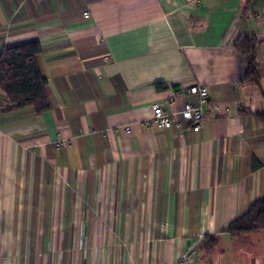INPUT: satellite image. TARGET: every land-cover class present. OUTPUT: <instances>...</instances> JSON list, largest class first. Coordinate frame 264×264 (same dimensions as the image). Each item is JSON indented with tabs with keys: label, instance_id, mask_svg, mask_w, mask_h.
<instances>
[{
	"label": "crops",
	"instance_id": "crops-1",
	"mask_svg": "<svg viewBox=\"0 0 264 264\" xmlns=\"http://www.w3.org/2000/svg\"><path fill=\"white\" fill-rule=\"evenodd\" d=\"M31 41L50 108L0 88V264H264V229L225 231L264 197V0H0V55ZM191 84L202 130L151 128Z\"/></svg>",
	"mask_w": 264,
	"mask_h": 264
},
{
	"label": "trees",
	"instance_id": "trees-1",
	"mask_svg": "<svg viewBox=\"0 0 264 264\" xmlns=\"http://www.w3.org/2000/svg\"><path fill=\"white\" fill-rule=\"evenodd\" d=\"M255 35H247L238 43V50L246 59L247 68L243 81L260 84L262 71L258 63V45ZM42 47L38 41L24 42L6 48L0 55V88L6 93L12 109L31 108L41 114L49 110L47 81L37 62ZM158 89H165L163 83ZM264 123V113L258 114ZM264 229V197L252 204L247 212L233 220L226 232L232 236L251 234ZM218 244L216 236H206L205 251H212Z\"/></svg>",
	"mask_w": 264,
	"mask_h": 264
},
{
	"label": "built area",
	"instance_id": "built-area-1",
	"mask_svg": "<svg viewBox=\"0 0 264 264\" xmlns=\"http://www.w3.org/2000/svg\"><path fill=\"white\" fill-rule=\"evenodd\" d=\"M199 1V0H196ZM85 17H90L87 12ZM109 57H106L108 60ZM196 95L199 98L198 105L192 102H184L181 108L176 106L177 99H184L187 95ZM209 101V90L205 85L191 84L190 86L182 87L180 90L173 93L172 97L165 102H158L153 105V115L151 119V128L159 130L164 129H192L195 132L202 130L203 122L210 113L205 109V105ZM214 111L218 112L220 105L214 104ZM127 132L130 127H126ZM64 143L58 142L57 147H62ZM193 258L189 254H185L178 264H192Z\"/></svg>",
	"mask_w": 264,
	"mask_h": 264
},
{
	"label": "rangeland",
	"instance_id": "rangeland-1",
	"mask_svg": "<svg viewBox=\"0 0 264 264\" xmlns=\"http://www.w3.org/2000/svg\"><path fill=\"white\" fill-rule=\"evenodd\" d=\"M258 242H259V247H260V254L259 256L263 259L264 261V236H259L258 237ZM244 252V257H248V252L243 251Z\"/></svg>",
	"mask_w": 264,
	"mask_h": 264
}]
</instances>
